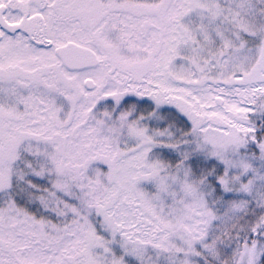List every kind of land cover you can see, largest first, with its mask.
Here are the masks:
<instances>
[{
    "label": "snow or ice",
    "instance_id": "1",
    "mask_svg": "<svg viewBox=\"0 0 264 264\" xmlns=\"http://www.w3.org/2000/svg\"><path fill=\"white\" fill-rule=\"evenodd\" d=\"M0 264H264V0H0Z\"/></svg>",
    "mask_w": 264,
    "mask_h": 264
}]
</instances>
